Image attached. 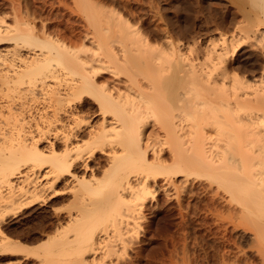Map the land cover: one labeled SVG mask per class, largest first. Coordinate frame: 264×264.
<instances>
[{
    "label": "bare ground",
    "instance_id": "bare-ground-1",
    "mask_svg": "<svg viewBox=\"0 0 264 264\" xmlns=\"http://www.w3.org/2000/svg\"><path fill=\"white\" fill-rule=\"evenodd\" d=\"M21 1H11L12 24L0 18V257L24 250L11 234L39 206L44 254L72 247L70 264H99L102 240L106 256L129 243L148 194L172 188L195 206L203 180L211 202H222L221 264H264V67L252 80L235 66L243 45L264 63V0L238 32L190 52L168 35L156 45L98 0H74L85 28L70 35L79 40L37 27ZM66 189L75 212L41 207ZM110 214L112 225L101 227ZM111 232L124 236L112 243Z\"/></svg>",
    "mask_w": 264,
    "mask_h": 264
},
{
    "label": "rangeland",
    "instance_id": "rangeland-1",
    "mask_svg": "<svg viewBox=\"0 0 264 264\" xmlns=\"http://www.w3.org/2000/svg\"><path fill=\"white\" fill-rule=\"evenodd\" d=\"M11 1L0 0V18L3 17L7 23L10 22L12 24L14 22V12ZM98 1L104 5L116 7L132 23L137 25L145 35L151 37L153 43L156 45L161 44L165 40L164 36L168 35L172 42L176 44L181 43L183 50H188L187 52H190L193 48L195 49V47H203L212 38L213 40L218 39L219 33L231 35L232 33L238 32L236 28L239 22L245 21L246 23L249 21L251 19L249 12L253 11L252 7L261 5L260 0ZM24 3L28 4L24 6ZM74 3V0H22L19 4H21L20 7L22 10L30 6L29 9L36 13L35 22H37V27L46 24V26H49V30L56 34H67L68 36L73 34V32H75L74 34L77 32L78 35L80 33L82 34L85 28L80 12L77 13L75 11L78 9L79 4ZM73 35H70V37ZM76 35L73 36L74 39L77 37L79 40ZM9 44L11 46L10 41L9 43L2 44L1 48L9 47ZM248 47L247 45H243L236 50L237 61L235 60V66L237 69L240 68L238 70H242V73L251 76L252 78H249L253 80V78L259 77L261 71H263L262 67H264V63L263 61H256L258 59L256 54L258 53L259 55L257 49L251 46ZM170 91L169 89L167 90L168 93ZM164 94L166 93H163L162 100L167 101L168 98H165L167 94L165 96ZM170 94L169 98L172 97V92ZM87 100L94 103L93 98L89 97ZM170 101L172 102V100ZM170 101H167L169 107L171 104ZM92 111H95L94 108L91 109ZM97 119H99V115L94 112L93 120ZM198 181L201 183H199L200 190L195 199V203L197 202L195 206L191 204L193 200L191 201L192 197H188L190 195L189 193H182L172 188L169 189V194L161 191L155 193L154 198L152 197L153 194H148L145 200V206L142 207L141 215L139 214V217L130 223L129 228L131 230H129L130 232L128 234H130L131 239L129 243L125 248L117 247V249L119 248V251H115L117 255L111 253L112 255L106 256L104 251L106 246H108V241L107 239L102 240L101 245H103V248L97 254L102 258L99 264H221L220 258L222 257L220 255L222 250L219 249L222 248L221 241L223 239L222 233L224 232V230L222 231V228H224V225H222L223 221L220 220V216L218 215L222 210L221 201L214 196L213 202H211L212 196L205 191L203 184H206V182L203 180ZM72 194L71 190L66 189L60 195V197L62 196L64 198L49 204L48 207H41L46 208L50 214L52 212L63 213L62 216L66 215L67 211L75 212L74 206H76V203L71 204L75 202ZM180 202L182 206L179 205ZM209 202L212 203H210L211 206L208 205ZM38 207H32L34 209L30 208L33 211L28 209L27 211L29 213L27 214L26 211L25 215H22V220H24L23 222L21 221L22 224H17L19 231L16 234H11L24 243V250L9 257H0V264H28L29 261H31V264H42L43 262L44 264H49L47 262L49 258L54 259V261H59L60 264H65V262L66 264H70L69 261L77 258L75 252L71 253L73 252L72 247H66L60 253L64 256H60V254L53 256L44 254L47 249H44L46 247L44 245L42 246V244H46L45 239L48 233L47 230H43L40 222L37 221L38 211L40 210L36 212L34 210ZM110 215L108 218L107 215L100 218L101 227L104 225L107 226V222L108 225H112L113 221L110 220V223L109 218L112 219L113 216ZM83 219L82 221L84 222L89 220L88 217H84ZM104 220L105 222L107 220V222L105 223ZM230 227H228V231L232 235L234 232ZM122 231L126 230L123 228L121 229ZM33 232L35 235L32 234ZM247 233H243V237H241L242 241H245L244 243H248L249 241L248 237L250 233H248L249 236ZM110 234H113V232ZM114 234L110 237L112 243L120 242L121 236H124V234L118 235L116 232ZM231 237L233 238V236ZM29 239L31 240L29 241ZM243 245L245 249L250 250L249 243ZM67 249H71V251L65 255L64 253L67 252ZM89 255L86 254L84 257L89 259L91 257Z\"/></svg>",
    "mask_w": 264,
    "mask_h": 264
},
{
    "label": "snow or ice",
    "instance_id": "snow-or-ice-1",
    "mask_svg": "<svg viewBox=\"0 0 264 264\" xmlns=\"http://www.w3.org/2000/svg\"><path fill=\"white\" fill-rule=\"evenodd\" d=\"M28 264H31V261H29Z\"/></svg>",
    "mask_w": 264,
    "mask_h": 264
}]
</instances>
